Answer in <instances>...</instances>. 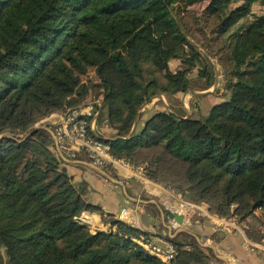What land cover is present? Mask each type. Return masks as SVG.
Returning a JSON list of instances; mask_svg holds the SVG:
<instances>
[{"label": "trees", "instance_id": "obj_1", "mask_svg": "<svg viewBox=\"0 0 264 264\" xmlns=\"http://www.w3.org/2000/svg\"><path fill=\"white\" fill-rule=\"evenodd\" d=\"M202 1L0 0V133H13L0 142V264H169L136 240L149 233L87 200V183L68 172L52 131L19 135L84 104L89 67L96 108L115 130L93 135L115 156L214 214L264 225V0L189 9ZM256 3L261 13L252 12ZM174 58L183 67L173 69ZM213 59L227 91L207 115L163 109L142 121L140 109L156 96L212 87ZM84 210L115 229L92 231L76 219ZM170 239L173 264H213L192 234Z\"/></svg>", "mask_w": 264, "mask_h": 264}, {"label": "crops", "instance_id": "obj_2", "mask_svg": "<svg viewBox=\"0 0 264 264\" xmlns=\"http://www.w3.org/2000/svg\"><path fill=\"white\" fill-rule=\"evenodd\" d=\"M175 61V59L171 60L173 69L180 67ZM203 91H207V89H191L190 93L192 95L186 99L189 105H186L187 103L184 99L185 94L182 93L177 94L176 98H168L170 101H168L169 103L164 101L163 95L156 96L150 100L151 102L149 101L151 103L149 107L151 110L150 112L148 111L149 114L147 112L145 115L148 114L149 116L153 111L163 109H170L178 112L179 110H177V108H182L185 114L189 115L191 112L188 110L187 106H189V108L192 107V113H194L198 111L202 105L197 99H201L202 97L209 99L212 96L206 95L208 92L204 94L195 93ZM209 92L211 91L209 90ZM159 100L163 102L166 108H160L157 104ZM142 118V121H144L147 116H142ZM101 128L104 132H101V130L98 131L96 128L98 131L97 134L104 138H108L107 136H109V133L107 132H111L108 125L106 124ZM65 162L68 172L73 175L76 182L85 181L87 183L88 191L86 190V197L90 203L100 206L108 213H113L115 218L124 205L130 204L136 206L138 208L139 220L136 226L149 233L151 241L163 243L175 236L177 232L185 231L192 234L198 243L205 248L210 254L213 264H264V259L259 253L251 252L243 245L245 235L251 239H258L260 233L264 232V226L253 218L242 222L243 224H248V222L254 224L249 228L250 232H247V229H245L247 226H244L245 233L237 230L224 229L215 231L213 219L207 217L201 218L200 222H193L191 225H185L173 234L170 223L172 213L168 205L170 192L166 187L143 176L136 170L116 172L112 168L104 169L96 167L90 163L85 154H82L77 160H65ZM144 239V236H140L136 240L140 242L142 240L144 241Z\"/></svg>", "mask_w": 264, "mask_h": 264}, {"label": "built area", "instance_id": "obj_3", "mask_svg": "<svg viewBox=\"0 0 264 264\" xmlns=\"http://www.w3.org/2000/svg\"><path fill=\"white\" fill-rule=\"evenodd\" d=\"M222 78L224 74L220 72ZM99 104V103H98ZM100 109L96 108V102L84 103L64 112L53 113L50 120L45 123L54 135L56 146L63 158L67 161L77 160L79 155L85 154L90 163L100 168H112L116 172L125 170H136L145 176L144 165L135 166L124 157H117L111 151V144L101 137L93 135L97 128V119ZM170 192L168 205L173 215H182L183 223L180 224L175 217L170 219L172 233L177 232L185 225H191L193 222H200L201 218H211L214 222V230H237L245 233L242 222L236 216L225 218L211 211L206 202L197 203L183 197L181 193ZM257 213V212H256ZM76 219L90 226L92 231L104 230L111 232L115 229L112 222H106L103 215L98 210H84ZM116 219L131 225L138 224V208L127 204L124 205ZM174 237V236H173ZM258 239H251L247 235L244 238V247L251 251L259 253L264 259V232L260 233ZM137 239V238H136ZM151 253L155 254L169 264H173L177 250L175 243L169 239L163 243L153 242L151 240L140 241Z\"/></svg>", "mask_w": 264, "mask_h": 264}, {"label": "rangeland", "instance_id": "obj_4", "mask_svg": "<svg viewBox=\"0 0 264 264\" xmlns=\"http://www.w3.org/2000/svg\"><path fill=\"white\" fill-rule=\"evenodd\" d=\"M210 3V0H204V1H202V2H198V3H196V4H194V5H192L189 9L192 11V12H194V13H201V12H203L204 11V9L208 6V4ZM242 2H239V3H235V4H232V8H234V7H236L237 5H240ZM263 11V8H262V6H260L258 3H256V4H254L253 5V8H252V12H254V13H261ZM242 21H244V20H242ZM184 55V54H183ZM176 61V63L178 64V66H180V67H183V62H182V60L180 59V58H174ZM173 60V59H172ZM213 62H214V64L216 65V70L218 69L219 70V72H221V69H220V67H219V63L217 62V61H215L214 59L212 60ZM177 69V68H176ZM195 75H196V73L195 72H193L192 74H191V76L194 78L195 77ZM82 79H83V82L84 83H87V84H89L92 88H91V91H90V94H89V96H88V98H87V100H86V102L85 103H94V102H96V105L99 103V105H102V103H101V100H100V98H96L95 96H94V92H96V87H93L92 85L94 84V83H96L97 82V77H96V73H95V69L93 68V67H89V68H87V71L82 75ZM217 88H219V92L218 93H215V91H216V89ZM208 90H210L211 92H208L206 95H208L209 93H212L211 95V97L208 99V98H205V97H202L201 99H197V101H200V103L202 104L201 105V108L198 110V111H195L194 113H192V107H191V104H190V107L191 108H189V106H187V108H188V110L191 112V114H189V115H186L185 114V116L186 117H189L190 115H193L194 117H199V116H201L202 114H205V115H207L208 113H209V111H210V109H211V107L214 105V103H216V102H218V101H222V100H224L225 98H226V91H227V88H226V85H225V80H224V78H222L221 77V75H219V81H218V84H217V86L215 87L214 85L212 86V87H210L209 89H207V91ZM182 94H185V96H184V99H185V102H186V99H188L189 98V96H191L192 94L190 93V90L189 91H187V92H184V93H182ZM162 96V95H161ZM163 97V99H164V101H166V103H169L170 101H169V99L165 96V95H163L162 96ZM191 99H194V98H191ZM196 99V98H195ZM219 99H221V100H219ZM169 101V102H168ZM194 101V100H193ZM216 101V102H215ZM151 102V101H150ZM149 101L148 102H146L143 106H142V108L140 109V111H143V114H142V116H147V117H149L150 115H152V114H154L155 112H157V111H153L149 116H148V114H149V112H150V105H151V103H150ZM187 104L186 105H189L188 104V102H186ZM157 104L160 106V108H166L165 106H164V104H163V102L162 101H157ZM149 105V106H148ZM191 109V110H190ZM177 110H180L179 108H177ZM149 111V112H148ZM148 112V114L147 115H145L146 113ZM54 113H57V112H54ZM53 114V113H52ZM52 114H50V115H48V116H46L45 118H43V119H40L39 121H37V122H35L34 123V125L32 126V127H39V128H41V127H46L47 125H45V123H47V121H49L51 118H50V116L52 115ZM101 115V114H100ZM105 117H106V111H105V108L103 109V112H102V115H101V119H99V123L97 124V130L98 131H100L102 128L101 127H104L106 124V122H105ZM100 118V117H99ZM143 119V118H142ZM137 126V125H136ZM108 128L111 130V132L110 131H108L107 133H109V136H107L108 138H113L115 135H114V133H115V130L113 129V128H111V127H109L108 126ZM5 131H8V130H5ZM101 132H104V131H102L101 130ZM5 133H10V132H5ZM1 134V133H0ZM102 135H106V134H102ZM86 190L88 191V187L86 188ZM208 204V203H207ZM209 205V204H208ZM210 206V205H209ZM256 212L258 213V214H256L257 216L258 215H260L261 214V210L260 209H258V210H256ZM253 219L254 220H256L258 223H259V221H258V219L256 218V217H253ZM260 224V223H259ZM254 224L253 223H250V222H248V224H247V227L245 228V229H247V232H250V227L251 226H253ZM264 226V225H263Z\"/></svg>", "mask_w": 264, "mask_h": 264}, {"label": "water", "instance_id": "obj_5", "mask_svg": "<svg viewBox=\"0 0 264 264\" xmlns=\"http://www.w3.org/2000/svg\"><path fill=\"white\" fill-rule=\"evenodd\" d=\"M183 56H184V55H183ZM219 74H220V72H219V70L217 69V70H216L215 83H214V86H215V87L217 86L218 81H219ZM207 92H209V90H208V91H203V92H195V93H196V94H204V93H207ZM138 119H139V114H138L137 117H136L135 124H134V128H135L136 125H137ZM44 127H45V126H44ZM38 128H39V127H32V128L29 129L28 131L23 132V133H21V134H19V135L29 136V135H31L32 133H34L36 130H38ZM46 128H48L50 131H52L48 126H46ZM5 136H10V137H11V136H13V133H12V134H10V133H1V134H0V142L3 140V138H4ZM172 216L175 217V219H176L180 224L183 223V216H182V215H173V214H172Z\"/></svg>", "mask_w": 264, "mask_h": 264}]
</instances>
